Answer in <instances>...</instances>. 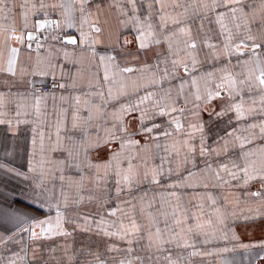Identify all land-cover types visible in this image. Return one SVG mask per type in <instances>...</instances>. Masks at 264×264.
Listing matches in <instances>:
<instances>
[{
    "label": "snow or ice",
    "instance_id": "obj_1",
    "mask_svg": "<svg viewBox=\"0 0 264 264\" xmlns=\"http://www.w3.org/2000/svg\"><path fill=\"white\" fill-rule=\"evenodd\" d=\"M0 125V264L264 250V0H0Z\"/></svg>",
    "mask_w": 264,
    "mask_h": 264
},
{
    "label": "crops",
    "instance_id": "obj_2",
    "mask_svg": "<svg viewBox=\"0 0 264 264\" xmlns=\"http://www.w3.org/2000/svg\"><path fill=\"white\" fill-rule=\"evenodd\" d=\"M222 128L223 125H220V129H217L215 126H213V133L221 130ZM6 144L15 146V154L13 157H11L12 166L24 169L27 166L28 153L31 148L30 135L28 134V132L22 129L19 137L13 140L6 127L0 125V156H3V148ZM22 190L23 184L19 179L0 173V200H10L14 196H18ZM10 227L12 226L0 225V231H2L4 228ZM237 231L240 235V240L242 243H264V220L256 221L254 224L249 225L246 230L244 228H238ZM79 241L80 237L77 236V244H79ZM69 242H71V238H69ZM228 246L231 247L232 245L228 244ZM257 254L264 256V250L260 248H253L250 253H245L243 252V250H240L236 253H231L228 255L229 258L235 256L238 260L241 257H245V259L243 260V264H261V262L257 258ZM212 260L213 257H207L206 264L207 261Z\"/></svg>",
    "mask_w": 264,
    "mask_h": 264
}]
</instances>
